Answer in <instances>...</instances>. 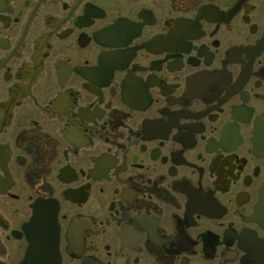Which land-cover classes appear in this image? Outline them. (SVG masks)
I'll return each instance as SVG.
<instances>
[{"label":"flooded vegetation","instance_id":"af4514ba","mask_svg":"<svg viewBox=\"0 0 264 264\" xmlns=\"http://www.w3.org/2000/svg\"><path fill=\"white\" fill-rule=\"evenodd\" d=\"M264 264V0H0V264Z\"/></svg>","mask_w":264,"mask_h":264},{"label":"water","instance_id":"95a60500","mask_svg":"<svg viewBox=\"0 0 264 264\" xmlns=\"http://www.w3.org/2000/svg\"><path fill=\"white\" fill-rule=\"evenodd\" d=\"M37 250L36 244L32 243L18 264H58V260L52 259L50 255Z\"/></svg>","mask_w":264,"mask_h":264}]
</instances>
